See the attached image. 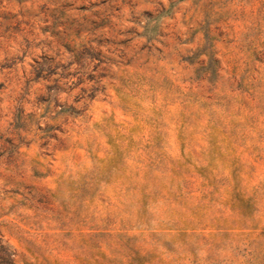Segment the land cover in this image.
<instances>
[{
    "label": "rangeland",
    "instance_id": "obj_1",
    "mask_svg": "<svg viewBox=\"0 0 264 264\" xmlns=\"http://www.w3.org/2000/svg\"><path fill=\"white\" fill-rule=\"evenodd\" d=\"M0 264H264V0H0Z\"/></svg>",
    "mask_w": 264,
    "mask_h": 264
}]
</instances>
